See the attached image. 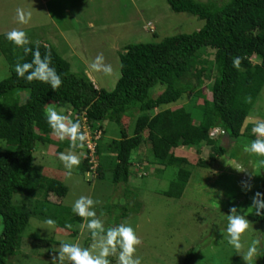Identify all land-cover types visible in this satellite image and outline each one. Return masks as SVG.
<instances>
[{
  "label": "trees",
  "instance_id": "obj_1",
  "mask_svg": "<svg viewBox=\"0 0 264 264\" xmlns=\"http://www.w3.org/2000/svg\"><path fill=\"white\" fill-rule=\"evenodd\" d=\"M165 1L171 12L194 16L203 21L202 26L189 34L124 48L118 56L119 77L110 91L94 88L83 73L70 71L68 62L42 43L28 46L35 49L38 44L42 55L47 46L61 86L53 91L48 84L18 78L15 64L30 62L32 56H25L22 48L6 39V34L0 35V55L8 70V75L0 80V139L8 146L0 152V264H8L5 257L19 250L21 235L31 216L54 220L57 230H70L66 225L72 227L83 221L72 212V207L50 202L51 195L63 198L67 187L57 177L42 174L33 163L37 145H55L57 153L64 147L75 150L67 139L53 143L45 118L49 104L66 106L73 114L72 121L81 124L83 117L88 128L99 131L100 136L103 123L117 127L118 138L107 143H101L100 138L96 141L98 180L103 179V164H107L109 182L126 183L132 152L147 143L154 162L161 166L159 174L167 167L175 170L167 190L161 192L168 198L181 196L194 166L185 157L174 155L176 148L198 150L210 146L211 160L220 156L232 159L236 157L227 151L231 144L245 145L256 139L252 126L243 124L264 86V0H225L219 5L209 0ZM209 52L214 75L207 99L201 85L209 75L204 74L207 62L201 56ZM234 57L241 58L240 69L233 67ZM252 57L258 63L252 64ZM157 87L162 90L154 95ZM21 93L25 97L19 103ZM184 94H191L186 105L165 107L175 104ZM131 125L132 133L128 135L126 130ZM215 127L222 133L210 137L209 131ZM241 138L244 142H240ZM196 164L201 168L207 166L202 161ZM89 167L85 152L78 173L83 175ZM260 176V188L255 189L264 197V175ZM15 194L21 197L16 204L12 201ZM254 221L264 224V210L259 216L254 213ZM88 240L85 239L84 246ZM193 257V253L187 252L183 264H189ZM258 261L264 264V246L258 251Z\"/></svg>",
  "mask_w": 264,
  "mask_h": 264
},
{
  "label": "rangeland",
  "instance_id": "obj_2",
  "mask_svg": "<svg viewBox=\"0 0 264 264\" xmlns=\"http://www.w3.org/2000/svg\"><path fill=\"white\" fill-rule=\"evenodd\" d=\"M209 1L219 5L225 0ZM17 9L31 11L29 23H18ZM202 24L203 21L189 14L171 12L165 0H0V35L3 36L12 29L24 31L31 43L51 46L68 62L70 71L83 73L94 88L105 91H110L119 77L118 56L124 48L138 43H157L176 34H189L198 30ZM101 53L104 63L113 68L111 76L89 69V63ZM201 57L207 62L204 74L209 75L208 80L203 79L201 90L209 99V87L214 75L212 52ZM251 62L258 63L253 57ZM7 75L6 63L0 55V80ZM161 90L162 88L157 87L153 94L156 95ZM24 97V93L19 95V103ZM190 98L191 94H184L175 104L165 107L186 105ZM197 102L200 103L201 100L198 99ZM55 107L65 113L66 106ZM156 111L157 109L152 114ZM123 121L126 122L127 119L124 118ZM259 121H264V86L243 125L250 124L252 132L255 123ZM102 129L104 132L100 136L101 143L118 138V130L114 124L103 123ZM126 131L128 135L131 134L132 125ZM54 139L59 140L56 137ZM219 141H222V137ZM250 142L249 140L245 145L231 144L227 151L229 155L236 157L232 159L220 156L211 160L210 146H201L198 150L194 147L176 148L174 155L185 157L194 165L178 199L161 194L175 177V170L167 167L159 174L157 170H161V166L154 162L145 142L132 152L126 183L116 185L109 182L110 171L107 164H103L104 177L101 180L93 177L95 174L92 176V173L79 174L78 167L72 169L69 177L65 174V168L57 165V157L50 156L55 171L51 175L63 182L67 192L61 199L51 195L49 200L65 207H72L80 196L99 200L101 203L96 205L95 211L106 228L123 222L130 225L142 240L135 253L142 259V264H183L187 252L194 255L189 264H245L242 253L253 240L264 236V224L254 221L255 210L252 214H248L247 210L252 204L256 189L260 188V173L264 175V168L258 166L261 157L245 151L246 144L249 145ZM7 149L8 146L0 139V152ZM72 151L82 161L85 156L84 147H77ZM38 157L40 154H35L37 167ZM197 161L205 162L207 166L201 168L197 166ZM238 166H243L246 171L238 172ZM242 182L249 183L250 190L242 188ZM20 199L18 194L12 196L14 204ZM232 207L242 212L252 224L241 236L243 249L240 253L228 245L226 239V215ZM46 219L41 220L34 215L29 218L21 235L19 250L13 256L5 257L8 264H51L63 241L79 243L85 248L91 246L90 235L80 230L83 221L73 225L70 230H57L55 227L48 228L44 224ZM1 230L0 218V233ZM86 238L89 240L84 246ZM263 246L264 239L258 245V251ZM108 259L111 264H116L115 256ZM251 264H259L258 255Z\"/></svg>",
  "mask_w": 264,
  "mask_h": 264
},
{
  "label": "clouds",
  "instance_id": "obj_3",
  "mask_svg": "<svg viewBox=\"0 0 264 264\" xmlns=\"http://www.w3.org/2000/svg\"><path fill=\"white\" fill-rule=\"evenodd\" d=\"M16 19L20 24L29 23L31 11L17 9ZM6 39L16 47L22 48L25 56L28 54L32 56L30 62L21 63L18 61L15 64L14 71L18 78L25 79L27 82L39 81L48 84L53 91H56L61 86V77L56 69L51 66V52L47 50V46H45L46 51L42 55L38 44L35 49L28 46L31 42L27 34L19 29H12L7 32ZM23 58L21 56L20 60H23ZM232 64L234 68L240 69L241 58L234 57ZM89 69L93 72H102L106 76L113 74L112 66L104 63L102 53L98 54L89 63ZM246 100L250 102L251 98L248 97ZM62 112V109L58 111L51 104L46 109L45 118L52 134L61 141L69 140L72 149L83 148L87 134L82 131L79 121H72L66 115H63ZM252 132L257 138L246 146L245 151L261 157L258 161V166L264 168V121L255 123ZM57 158L62 162L66 170L65 174L69 177L72 174V169L78 167L81 163L80 157L74 151L61 152ZM238 168V172L246 171L243 166H238ZM86 173L91 172L88 171ZM94 174L92 173V176ZM95 176L96 174L93 177ZM242 188L250 190L251 185L247 182H242ZM100 203L99 200H94L90 196H80L74 201L72 212L82 218L83 222L80 224V230L90 235L92 244L90 247L85 248L79 243L63 241L55 252L58 255L52 258L51 264H66V262L67 264H111L108 259L110 256L116 257V264H142V259L135 255L137 246L142 243V240L136 235L135 230L126 223L122 222L106 228L104 221L97 216L95 211L96 205ZM247 210L248 214H252L255 210V215H261L262 210H264V197H262L260 192L255 193L252 204ZM226 218L228 222L226 228L227 243L240 253L243 249L241 236L252 224L235 207L230 209ZM44 224L48 228L55 227V221L52 219H46ZM66 227L71 228V225H66ZM262 239H264V236L253 240L247 250L242 253V259L245 264H251L254 257L258 255V245H260Z\"/></svg>",
  "mask_w": 264,
  "mask_h": 264
},
{
  "label": "crops",
  "instance_id": "obj_4",
  "mask_svg": "<svg viewBox=\"0 0 264 264\" xmlns=\"http://www.w3.org/2000/svg\"><path fill=\"white\" fill-rule=\"evenodd\" d=\"M76 71V70H75ZM55 105H60L59 103H56ZM54 105V106H55ZM63 106V105H62ZM66 109H65V113L63 112L62 114L63 115H66L69 119H71L72 118V112L70 111V109L69 108H67V107H65ZM58 111H59V109L58 108H56ZM51 138H52V141H53V143H55L56 142V140L54 139V135L52 134V132H51ZM69 152V151H72V150H69V149H67V148H62V150H60L59 151V153H61V152ZM54 152V153H53ZM59 153H57L56 152V146L55 145H45V146H43V145H37L36 146V148L34 149V151H33V163L36 165V163H35V160H34V157H35V154H40V157H38L39 158V169H40V171H41V173L42 174H46L47 176H49V177H54L53 175H51V174H55V171H54V169L52 168V165H51V161H50V156H53V157H58V154ZM55 160H57L58 161V163H57V165H61V167H63L64 168V166H63V164H62V162L61 163H59V159L57 158V159H55ZM37 161V162H38ZM54 164V163H53ZM130 169V168H129ZM59 172V171H58ZM129 173H130V171H129ZM190 178V177H189ZM58 179V178H57ZM58 180H60V179H58ZM189 180V179H188ZM61 181V180H60ZM62 182V181H61ZM188 182V181H187ZM63 183V182H62Z\"/></svg>",
  "mask_w": 264,
  "mask_h": 264
},
{
  "label": "built area",
  "instance_id": "obj_5",
  "mask_svg": "<svg viewBox=\"0 0 264 264\" xmlns=\"http://www.w3.org/2000/svg\"><path fill=\"white\" fill-rule=\"evenodd\" d=\"M81 128L82 131H84L87 134V139L85 142L84 150L86 152L88 163L90 164L89 170H91V173L94 174L95 168L97 166V157L95 155V144L96 141L100 138V132L99 131H91L88 126L85 124V119L81 118ZM221 131L217 128H212L209 131V136H217L220 134Z\"/></svg>",
  "mask_w": 264,
  "mask_h": 264
}]
</instances>
